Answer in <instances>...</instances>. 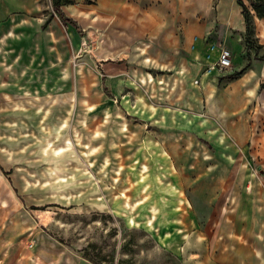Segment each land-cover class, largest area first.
Listing matches in <instances>:
<instances>
[{
	"label": "rangeland",
	"instance_id": "374dc122",
	"mask_svg": "<svg viewBox=\"0 0 264 264\" xmlns=\"http://www.w3.org/2000/svg\"><path fill=\"white\" fill-rule=\"evenodd\" d=\"M72 1L0 0V264H264V85L226 76L260 75L264 18L247 54L237 0H128L137 38Z\"/></svg>",
	"mask_w": 264,
	"mask_h": 264
},
{
	"label": "crops",
	"instance_id": "0c3cea01",
	"mask_svg": "<svg viewBox=\"0 0 264 264\" xmlns=\"http://www.w3.org/2000/svg\"><path fill=\"white\" fill-rule=\"evenodd\" d=\"M139 13L142 14L139 16ZM108 17H116L118 21L121 22V24L125 21H134L136 24L134 25L135 28V34L136 35H129V31L127 32V35H123V38H137L141 37L145 34L147 31L146 24H150L151 18L149 17V14L145 12L142 8H140V5L136 3L135 1L129 2L128 0H108ZM111 18V19H113ZM110 19V20H111ZM109 25V23H108ZM111 26V25H110ZM121 29L125 30L126 27L121 25ZM124 34V33H123ZM122 37V36H121ZM217 54V51L214 52ZM262 61V60H261ZM233 67H234V58H233ZM231 68L230 70H232ZM258 77V79H257ZM250 79L254 80L253 86H248L246 82ZM263 82L264 83V61L261 68L260 75L258 76L253 68L248 71V73L244 74L240 78L238 77L234 81L233 88L235 87L236 90H234L231 95V93L227 94L228 99H231L230 101H235L243 99L244 97H251L254 95L253 90H255L256 86ZM44 246V245H43ZM39 247L36 251L37 254H35V264H65L64 261V255L60 256L61 252L59 249H56V252L51 251L52 247L47 248L45 247ZM49 254H55L52 258H50Z\"/></svg>",
	"mask_w": 264,
	"mask_h": 264
},
{
	"label": "trees",
	"instance_id": "16d2710c",
	"mask_svg": "<svg viewBox=\"0 0 264 264\" xmlns=\"http://www.w3.org/2000/svg\"><path fill=\"white\" fill-rule=\"evenodd\" d=\"M250 6L245 2V0H237L238 4L242 8V13L244 16V20L246 23V33H245V41H246V50L247 54H250L251 50L254 48H263L262 44H256L255 37V25H254V16L264 18V0H248ZM67 4H73L72 0H52V5L54 9L57 11H61L62 6ZM256 57L259 60L264 61V50L261 53H257ZM247 65H245L239 71H235L229 75H226L230 79H237L240 77L246 69ZM264 83H262V86Z\"/></svg>",
	"mask_w": 264,
	"mask_h": 264
},
{
	"label": "built area",
	"instance_id": "2783aa9c",
	"mask_svg": "<svg viewBox=\"0 0 264 264\" xmlns=\"http://www.w3.org/2000/svg\"><path fill=\"white\" fill-rule=\"evenodd\" d=\"M212 51H217V59L210 65V70L220 69L227 71L233 67V54L232 50L228 47L217 48L215 45L211 48ZM212 54H209L210 58Z\"/></svg>",
	"mask_w": 264,
	"mask_h": 264
}]
</instances>
